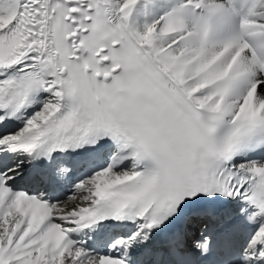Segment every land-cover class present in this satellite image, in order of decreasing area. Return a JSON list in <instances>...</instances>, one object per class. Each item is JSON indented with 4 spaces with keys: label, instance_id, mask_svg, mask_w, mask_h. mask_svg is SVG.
<instances>
[{
    "label": "snow or ice",
    "instance_id": "obj_1",
    "mask_svg": "<svg viewBox=\"0 0 264 264\" xmlns=\"http://www.w3.org/2000/svg\"><path fill=\"white\" fill-rule=\"evenodd\" d=\"M0 264H264V0H0Z\"/></svg>",
    "mask_w": 264,
    "mask_h": 264
}]
</instances>
